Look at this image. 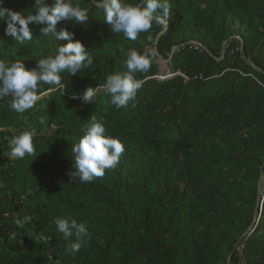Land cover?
I'll return each mask as SVG.
<instances>
[{
  "label": "trees",
  "instance_id": "1",
  "mask_svg": "<svg viewBox=\"0 0 264 264\" xmlns=\"http://www.w3.org/2000/svg\"><path fill=\"white\" fill-rule=\"evenodd\" d=\"M77 2L90 8L87 24L62 21L58 30L75 33L94 67L62 74L63 95L44 85L46 94L23 115L10 109V98L0 100V149L8 153L0 161V264H228L239 260L238 242L245 264H264L257 189L260 178L264 184V0H170L165 34L157 38L164 28L154 25L135 41L110 31L95 0ZM34 3L3 0L25 14ZM5 26L0 22V58L31 69L54 54V37L43 36L42 26L30 24L33 41L24 45ZM146 47L158 60L137 74L145 83L135 101L118 109L102 89L93 102L81 101L85 89L127 70L130 48ZM170 57L171 76L158 79V61ZM93 115L125 152L115 169L82 184L67 173L81 126ZM30 126L40 133L36 154L12 157L7 139ZM24 215L32 221L17 229L14 218ZM69 216L91 233L75 255L55 226V218Z\"/></svg>",
  "mask_w": 264,
  "mask_h": 264
},
{
  "label": "clouds",
  "instance_id": "2",
  "mask_svg": "<svg viewBox=\"0 0 264 264\" xmlns=\"http://www.w3.org/2000/svg\"><path fill=\"white\" fill-rule=\"evenodd\" d=\"M95 8L98 14H102L103 21L109 25L112 33H122L130 41L137 40L141 33H149L154 25L167 29L172 10L170 0H95ZM91 16L90 8L81 7L77 0H52L51 4L48 0H35L33 9L26 14L4 7L3 0H0V22L6 25L5 35L13 37L21 45L27 44L33 41L31 24L42 26L40 31L43 36L51 35L55 40L54 54L36 60L35 67L31 69L20 59L13 61L0 58V100L10 98L9 107L14 113L23 115L34 109L37 101L46 94L41 91L44 85L49 86L48 92L58 89L63 95L66 91L62 74L76 75L94 67L91 51L86 50L81 41L74 40L75 33L67 28L58 30V24L62 21L86 25ZM147 38L149 41L153 39L151 35ZM57 40L67 43L57 45ZM157 60L158 54L154 47L139 51L130 48L123 61L127 70L107 75L105 82L97 88L85 89L81 101L85 104L93 102L102 89L110 98L108 103L118 109L126 108L135 101L145 83L137 74L148 72ZM177 74L181 76L182 73ZM40 123L43 124L44 120L41 119ZM80 131L82 136L72 147L74 171L67 174L75 182L88 184L104 176L105 170L117 167L125 146L119 138L108 134L106 122L95 115L81 126ZM39 135L35 126L12 135L7 139L10 155L20 159L34 157ZM261 196L263 199L264 193ZM31 221L30 215L14 218L17 229H24ZM55 226L56 232L62 234L64 240L70 241L66 249L68 255H75L91 238L86 223L70 216L55 218ZM16 238L17 232H11L9 239ZM39 239L47 241L48 237L41 235Z\"/></svg>",
  "mask_w": 264,
  "mask_h": 264
},
{
  "label": "rangeland",
  "instance_id": "3",
  "mask_svg": "<svg viewBox=\"0 0 264 264\" xmlns=\"http://www.w3.org/2000/svg\"><path fill=\"white\" fill-rule=\"evenodd\" d=\"M165 31L166 29H164L162 32H160L158 35H157V38L159 36H161L162 34H165ZM177 46L176 47H172V52H174L176 50ZM171 60V57L168 58L167 60H163V59H160L158 62H159V71H160V76L163 78H165L166 76H169V71H168V68H167V63ZM159 77V76H157ZM5 154V155H4ZM8 153L5 151V150H2L0 149V161H2V159L7 156ZM2 183H0V189L2 188ZM257 189L259 190V193L261 195V193L264 191V184L261 180V178L259 179V182H258V185H257ZM256 206H257V203H256ZM256 209V207H255ZM231 255V254H230ZM229 255V256H230Z\"/></svg>",
  "mask_w": 264,
  "mask_h": 264
},
{
  "label": "built area",
  "instance_id": "4",
  "mask_svg": "<svg viewBox=\"0 0 264 264\" xmlns=\"http://www.w3.org/2000/svg\"><path fill=\"white\" fill-rule=\"evenodd\" d=\"M181 76L186 78L182 74H181ZM262 193H264V191ZM235 253H236L237 257L239 258V260L236 261V262L229 261L228 264H245L246 263V258H245V244H244V242L236 243V245H235Z\"/></svg>",
  "mask_w": 264,
  "mask_h": 264
},
{
  "label": "bare ground",
  "instance_id": "5",
  "mask_svg": "<svg viewBox=\"0 0 264 264\" xmlns=\"http://www.w3.org/2000/svg\"><path fill=\"white\" fill-rule=\"evenodd\" d=\"M158 78H159V79H162V77H160V76H159Z\"/></svg>",
  "mask_w": 264,
  "mask_h": 264
}]
</instances>
